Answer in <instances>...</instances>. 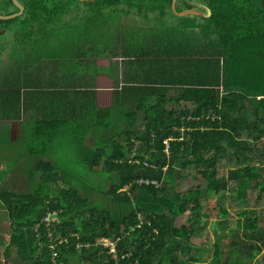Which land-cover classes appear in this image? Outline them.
<instances>
[{
    "label": "trees",
    "instance_id": "1",
    "mask_svg": "<svg viewBox=\"0 0 264 264\" xmlns=\"http://www.w3.org/2000/svg\"><path fill=\"white\" fill-rule=\"evenodd\" d=\"M51 1L25 0L28 17L63 15L62 8L49 7ZM138 1L95 0L77 14L127 15L133 6L146 13V0ZM147 1L151 15H166L173 3ZM189 2L183 10L192 8ZM200 5L209 17L167 28L171 33L142 28L148 30L142 34L147 53L136 56L148 61L135 63L146 65L147 77L117 85L110 108L94 104V114L76 113L69 102L66 125L55 123L44 131L37 124L36 149H29L36 162L25 174L28 182L37 176V187L0 190L10 227L3 261L198 264L202 247L192 239L204 235L203 204L213 193L219 219L210 225L215 241L209 263L264 264V210L257 206L264 199V6L262 0ZM39 97L36 93V101ZM114 126L122 128L114 131ZM63 144L66 155H59ZM66 156V165L75 161L105 177L92 186L66 180L72 170L62 166ZM197 177L203 187L177 191L178 183ZM60 181L65 188L58 187ZM105 181L111 184L103 199L89 198ZM251 189L258 191L254 199L248 196ZM226 199L237 206L234 229ZM186 214V223L177 226ZM53 216L55 221L44 222ZM226 230L231 239L224 253L218 233ZM100 240L113 243L114 253Z\"/></svg>",
    "mask_w": 264,
    "mask_h": 264
},
{
    "label": "crops",
    "instance_id": "2",
    "mask_svg": "<svg viewBox=\"0 0 264 264\" xmlns=\"http://www.w3.org/2000/svg\"><path fill=\"white\" fill-rule=\"evenodd\" d=\"M99 26L92 24L75 29L74 36L78 39L66 49L70 56L59 53L37 57L39 53L33 50L32 54L31 47L19 45L14 53L15 60H0V82L5 85H0V135L9 132L12 142H26L25 153L30 159L34 156L30 155L29 149L35 145L37 124H42L44 131L55 123L66 125L69 102L79 110L76 113L90 111L94 114V104L97 109L110 108L117 85L121 87L132 79L144 82L147 77L146 65L135 63L137 60L148 61L146 57L136 56L138 52L147 53L146 36L142 35L146 30L142 31V26L134 25V22L120 21L116 25L109 22L106 27ZM154 32L159 30L154 29ZM18 34L16 32V36ZM17 45L16 42L14 48ZM72 60L78 62L77 69ZM36 93L40 96L37 101ZM29 162L34 165L36 160L33 157ZM3 163L0 158V180L5 172L12 175L11 179L14 176L18 179L20 171L27 174L32 167L25 170L17 166L7 170ZM2 187L1 183L0 190Z\"/></svg>",
    "mask_w": 264,
    "mask_h": 264
},
{
    "label": "rangeland",
    "instance_id": "3",
    "mask_svg": "<svg viewBox=\"0 0 264 264\" xmlns=\"http://www.w3.org/2000/svg\"><path fill=\"white\" fill-rule=\"evenodd\" d=\"M190 1V2H189ZM175 10L177 12H181V9L185 6V3L188 2L192 5L191 9L199 10L198 5H200L203 0H177L173 1ZM139 1L136 0L135 5L138 4ZM51 4V5H50ZM49 4V7L52 8L56 5L59 8H62L63 15H57L53 17H46V19L40 18L39 15H36L39 19H31L29 18V15H23L19 16L17 18V21L14 24V27L16 29V32L19 34L15 36V39H19L20 42L17 41V46L14 48L12 47V51H9V49L5 46L1 45L0 49V60L5 61L6 58L9 60H15V54L17 53L18 46H25V47H31V53L38 52L39 54L37 57H47L48 55L52 54H59L60 56H70V51H66L67 48H71L72 43L74 44L73 40L78 39L74 36V33L76 32V28L82 29L87 28L94 25H100L99 27H106V25L110 23L116 25L117 23L120 24V21L122 22V18H126L125 16L121 17L122 15H126V13H113V15H109V13L106 15H78L77 13H82L87 10L81 3L71 1V0H53ZM64 4V6L62 5ZM144 8L147 11L144 13L143 11L139 12V9H136L131 7L130 10L127 11V15H130L132 21L131 22H124L142 26V28L147 29L148 27H155L156 30H159L160 33L163 32H169V29L167 28H175L180 25H188L193 23L194 21L198 22V17L195 16H184V17H177L174 15V12L172 10H167L166 15H158L154 14L151 15L149 13L150 5L148 1H144ZM143 9V8H142ZM186 10V9H185ZM183 11V9H182ZM129 12V13H128ZM97 17V18H96ZM151 18L152 22H149V18ZM129 19V18H128ZM127 19V20H128ZM156 21H155V20ZM11 28V27H10ZM166 28V29H165ZM148 31V30H146ZM177 32V31H172ZM28 33V34H26ZM171 33V32H169ZM23 34H26L27 36L24 37ZM68 39L69 41L65 40ZM10 39L4 37L3 39H0V41L4 44H7V42ZM15 46V45H14ZM38 46V47H37ZM11 48V47H10ZM76 48V46H75ZM56 52V53H54ZM22 57V56H21ZM17 58V57H16ZM4 59V60H3ZM20 64L22 61H19ZM72 65L75 66V68H78V62L76 60H72ZM1 72V69H0ZM1 86H5L4 83L0 82ZM259 101H263L262 99ZM107 104H105L106 106ZM122 127L121 126H114L113 130L118 131ZM4 136L0 135V158L4 163L2 164L3 167L7 168V170H11L12 168H15L19 166L22 169L27 170L28 167H30V160L34 157L32 156L31 159L28 157V155L25 153L27 152V149L25 147V143H18V142H12L10 139V133L9 132H3ZM87 145H91V142L86 141ZM69 146V145H68ZM36 149V148H32ZM67 146L66 144L62 146V149L58 150L59 155L65 154ZM6 155H9L8 157H5ZM5 157V158H4ZM35 158V157H34ZM59 159V158H58ZM69 158L66 156L64 159H62L63 167L68 169L72 168L70 174H66L65 177L68 178L66 180H75L79 182V184H84L87 186H92L93 182L96 183L95 180L98 177H105L103 174L99 173H93L84 171V169H81L83 165H78V163L75 164V161H72L69 165L66 160ZM77 169V170H76ZM100 169V167L95 168ZM76 170V171H73ZM9 172H5L3 174L4 178L0 180V184L2 183V186L7 185L8 188L18 192L21 190H34L37 187V176L35 177V181L28 182L26 180L25 173L23 171H20V178L16 179L15 176L11 179L8 175ZM7 183V184H6ZM110 181H105L103 183V186H101L100 193L92 192L89 195V198L95 200V201H101L105 195L106 189L110 186ZM204 186V182L197 177V179L192 178H186L185 180L178 183L177 191L179 192H186L189 189H193L197 186ZM58 187H66V184L64 181L58 182ZM258 194V191L256 189L249 190L248 196L252 199L255 198V196ZM263 196V195H262ZM224 205L228 212L227 220L229 221V228H235L236 222H237V206L236 204L230 200L226 199L224 201ZM256 206V205H255ZM258 207H261L262 210H264V199H262L258 204ZM203 220H202V226L204 229V235L201 238H193L192 242L196 245H200L202 247L201 251V262L198 264H210V258L213 251V243L215 241L214 235L210 229V225L213 221L219 219V209L217 204V198L213 193L209 194V197L205 200V203L203 204ZM187 218V214L184 216L179 217L176 220V225L180 226L182 224H185V220ZM53 219L52 221L56 220L55 216L51 217ZM260 226H264V217L260 221ZM10 234V227L9 223L6 217V210L4 207L0 204V264H9L7 261H3L2 253L3 249L6 246ZM218 239H219V246L222 249L224 253L228 251V242L231 239V234L228 230L221 231L218 233ZM104 241V240H103ZM107 246H111L109 242H105ZM248 264H254V263H248Z\"/></svg>",
    "mask_w": 264,
    "mask_h": 264
},
{
    "label": "flooded vegetation",
    "instance_id": "4",
    "mask_svg": "<svg viewBox=\"0 0 264 264\" xmlns=\"http://www.w3.org/2000/svg\"><path fill=\"white\" fill-rule=\"evenodd\" d=\"M71 1L79 2L83 5L86 3H94L95 0H71ZM16 2L22 7V10H20L17 7V5L14 3V0H0V39H3L4 37L6 38L10 37V40L7 42V44H4L3 41L2 42L0 41V47L1 45L5 46L9 49V51H12V47H14L15 43L17 42L16 40H13V38L15 39V36H16V30H19L14 27V24L17 21V18L19 16L29 15L25 11V5H24L25 0H16ZM198 8L199 10H202L203 8H206V7L204 5H198ZM123 16H125L126 18H122L123 19L122 22L132 21L130 15H121V17Z\"/></svg>",
    "mask_w": 264,
    "mask_h": 264
},
{
    "label": "water",
    "instance_id": "5",
    "mask_svg": "<svg viewBox=\"0 0 264 264\" xmlns=\"http://www.w3.org/2000/svg\"><path fill=\"white\" fill-rule=\"evenodd\" d=\"M173 1H177V0H173ZM14 3L17 5V7L22 10V7L16 2V0H14ZM262 4L264 6V0H262ZM171 10L174 12V15L177 17H184V16H197V17H204L207 18L210 16V12L208 9L203 8L202 10H194V9H187V10H183L181 12H177L175 10V6L172 3L171 6ZM205 12V13H204Z\"/></svg>",
    "mask_w": 264,
    "mask_h": 264
},
{
    "label": "built area",
    "instance_id": "6",
    "mask_svg": "<svg viewBox=\"0 0 264 264\" xmlns=\"http://www.w3.org/2000/svg\"><path fill=\"white\" fill-rule=\"evenodd\" d=\"M164 143H166V142H164ZM152 184H155L154 182H152ZM52 221L53 219H51V217H46L45 219H44V222H49V221ZM55 221V220H54ZM99 242H101L105 247H109L110 248V253H114V244L113 243H110L109 242V244L111 245V246H107L106 245V243L105 242H108L107 240H100Z\"/></svg>",
    "mask_w": 264,
    "mask_h": 264
}]
</instances>
